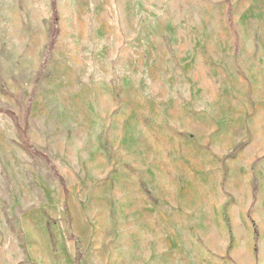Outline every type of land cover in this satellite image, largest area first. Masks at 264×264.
Segmentation results:
<instances>
[{
    "label": "rangeland",
    "instance_id": "obj_1",
    "mask_svg": "<svg viewBox=\"0 0 264 264\" xmlns=\"http://www.w3.org/2000/svg\"><path fill=\"white\" fill-rule=\"evenodd\" d=\"M55 6L0 0V264H264V0Z\"/></svg>",
    "mask_w": 264,
    "mask_h": 264
},
{
    "label": "trees",
    "instance_id": "obj_2",
    "mask_svg": "<svg viewBox=\"0 0 264 264\" xmlns=\"http://www.w3.org/2000/svg\"><path fill=\"white\" fill-rule=\"evenodd\" d=\"M52 6H53V9H54V15H55V13L57 12V11H56V6H55V0H52ZM57 24H58V18H57V16H55L54 25H53V28H52V36H51V37H52V40H51L50 48H49V51H48V54H47L46 63H47V61L50 60V57H51V55H52V47H53V43H54L55 40L57 39V35H58ZM44 67H45V64L43 65L42 68H44ZM0 112H6V111L0 109ZM6 113H7L8 115H10L9 112H6ZM26 144H27V147L29 148L30 151H32L33 153H34V152H37V155H41V157L45 158V157L41 154V152H38V151L34 148V146L32 145L31 142H29V140H26ZM54 170H55V174H56V176L60 179V181L63 182V178L58 174V171H56V168H55V167H54Z\"/></svg>",
    "mask_w": 264,
    "mask_h": 264
}]
</instances>
